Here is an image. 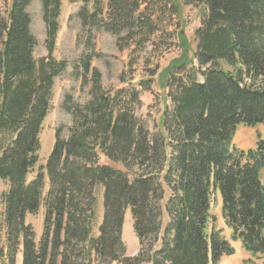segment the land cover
<instances>
[{
  "label": "trees",
  "instance_id": "trees-1",
  "mask_svg": "<svg viewBox=\"0 0 264 264\" xmlns=\"http://www.w3.org/2000/svg\"><path fill=\"white\" fill-rule=\"evenodd\" d=\"M33 1L11 0L7 15L0 9L7 263L21 253V264H219L234 253L212 212L221 200L232 239L264 264V138L248 150L234 143L240 125L264 124V0H73L82 3L81 26L116 35L119 45L127 43L121 50L155 45L153 37L165 33L177 37L180 54L160 73L171 105L153 131L136 113L139 90L105 87L91 58L80 59L83 75L77 65L74 75L84 82L91 76L90 98L65 96L71 123L56 128L45 165L41 134L55 78L68 64L54 57L63 0H38L47 33L42 57L35 53ZM185 5L203 11L195 49L172 24ZM99 187L103 217L95 234ZM42 207L37 240L27 216ZM128 210L135 255L123 238Z\"/></svg>",
  "mask_w": 264,
  "mask_h": 264
},
{
  "label": "rangeland",
  "instance_id": "rangeland-1",
  "mask_svg": "<svg viewBox=\"0 0 264 264\" xmlns=\"http://www.w3.org/2000/svg\"><path fill=\"white\" fill-rule=\"evenodd\" d=\"M10 5L11 0H0V9L5 15H7ZM81 6L82 3L79 1H62L60 30L54 57L67 62L68 65L66 71L55 78L52 108L45 119L41 134L40 165H45L51 152L55 142L56 128L62 125L68 126L71 123V116L62 108L65 96L68 93L72 94L81 103L90 98L91 76H88L86 82H84L82 78L74 75L76 65L79 74L82 73L83 75V63L80 62V59L83 57L91 58L93 67L99 69L102 74V84L105 87L117 89L119 87L128 88L134 86L140 91L139 98L141 103L137 106L136 113L147 122L151 131L161 124L165 106L171 105L170 100L167 98V91L161 87L160 73L180 54L177 37L168 38V35L165 33L158 36L156 34L153 37L155 45L150 42L132 52L131 50L135 48V45L131 49L121 50V44L125 46L127 43L122 40L119 45V39L116 35L102 29L90 30L81 26V22L76 16ZM29 11L32 15V31L39 42L35 52L36 56H46L48 55L46 44L47 33L45 22L43 21L41 2L38 0L33 1L29 6ZM202 16L203 11L200 6L185 5L182 9V14L172 19V24L179 25L186 33L194 49L196 47L195 30L200 26ZM172 30H174V27ZM147 83L151 85V89L144 88ZM260 138H264V124L256 126L240 125L235 135L234 143L239 148L248 150L255 148ZM33 176L34 173L30 174L29 179L33 178ZM262 179L264 181V171H262ZM8 187V183L0 179V258L3 264L8 263L7 234L1 218L3 211L1 195L8 190ZM212 212L217 217L216 228L221 230L223 236L234 247V253L223 256L219 264H262L261 260L256 256H252L251 253L244 250L241 241L232 239V231L225 224L222 217L221 200L217 201ZM102 217L103 192L102 188L99 187L97 189L95 234H97ZM27 221L32 223L36 229L41 222V229L43 230L42 211L30 215ZM166 222L167 218L165 219V224ZM42 230L38 232L39 234L36 233L37 240H39ZM123 238L127 244V253L135 255L139 248V241L133 228V220L129 210L125 216ZM21 262L22 255L20 253L15 264H21Z\"/></svg>",
  "mask_w": 264,
  "mask_h": 264
},
{
  "label": "crops",
  "instance_id": "crops-1",
  "mask_svg": "<svg viewBox=\"0 0 264 264\" xmlns=\"http://www.w3.org/2000/svg\"><path fill=\"white\" fill-rule=\"evenodd\" d=\"M40 211H42V212L44 213V209H43V208H41ZM30 215H32V214H29V215L27 216V220H29ZM38 227H39V228H38ZM38 227H37V229L35 228V229H36V233L41 232V230H42V229H41V228H42V223H41V222L39 223ZM38 234H39V233H38Z\"/></svg>",
  "mask_w": 264,
  "mask_h": 264
}]
</instances>
